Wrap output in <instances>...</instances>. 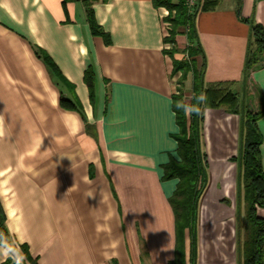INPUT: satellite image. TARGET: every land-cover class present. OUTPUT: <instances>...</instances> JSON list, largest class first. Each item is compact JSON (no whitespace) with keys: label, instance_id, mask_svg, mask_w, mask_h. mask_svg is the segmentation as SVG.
Wrapping results in <instances>:
<instances>
[{"label":"crops","instance_id":"0c3cea01","mask_svg":"<svg viewBox=\"0 0 264 264\" xmlns=\"http://www.w3.org/2000/svg\"><path fill=\"white\" fill-rule=\"evenodd\" d=\"M90 9L96 33L82 0H0V264L174 259L169 197L179 180L162 176L180 160L177 90L193 108V71H174L176 60H189L188 46L202 48L195 58L206 63V87L260 113L264 171V65L243 74L264 0H196L195 38L182 31L175 42H166L169 10L154 0H91ZM242 119L226 105L206 106L199 134L207 161L196 223H229L235 238ZM256 212L264 218V207ZM200 234L196 264H238L236 241L205 245Z\"/></svg>","mask_w":264,"mask_h":264},{"label":"trees","instance_id":"16d2710c","mask_svg":"<svg viewBox=\"0 0 264 264\" xmlns=\"http://www.w3.org/2000/svg\"><path fill=\"white\" fill-rule=\"evenodd\" d=\"M87 8L88 18L97 32V24L90 9L91 0H82ZM156 6H164L169 10L168 19L172 23L171 35L166 42H175V36L184 31L190 40L196 35L194 29V16L196 11L189 9L185 0H154ZM187 29V30H186ZM189 60H176L174 71H183L186 74L193 71L195 77V96L193 106L197 112H191L192 121L189 132L186 129V116L182 108L177 104L186 105L182 97L174 95L173 109L176 113L181 133L177 136L178 153L180 160L171 158L163 165V180L178 178V184L173 194L169 197L175 219V251L174 259L169 264H185L184 229L190 227L193 232L194 243L192 246L191 264H194L196 253V224L197 217L196 202L204 190L206 168L204 155L200 150L199 134L200 122L203 118L204 107H217L226 105L231 112L242 114L240 132V147L236 160L239 172L237 180V206L238 213V264H264V218L257 216V208L264 207V171L261 166L259 155V133L256 131L255 122L259 112L246 110L241 101L234 93H227L222 88L204 85V70L206 63L203 60L198 63L196 55H204L201 46H188ZM264 28L257 23L250 22V37L247 43L244 59L243 74L246 80L249 74L264 65ZM91 70L85 73L86 81L90 83ZM203 94L206 100L201 102L196 98ZM61 105L73 109L75 106L64 98ZM243 203L245 209L242 210ZM246 237L242 238L243 233ZM25 250V247H24ZM26 251V250H25ZM31 260V258L28 256Z\"/></svg>","mask_w":264,"mask_h":264},{"label":"rangeland","instance_id":"374dc122","mask_svg":"<svg viewBox=\"0 0 264 264\" xmlns=\"http://www.w3.org/2000/svg\"><path fill=\"white\" fill-rule=\"evenodd\" d=\"M176 95H178V96L180 95L182 97L181 90H177ZM193 108H195V107L193 106ZM200 128H201V125H200ZM204 161L205 162L207 161L206 157H204ZM237 199H238V196H237ZM237 199H236V202H237ZM243 209H245L244 203H243V206H242V210ZM211 224H213V222L201 223V222L197 221V223H196V241H197V246H198L200 240L202 241V237H200L201 236L200 233H202V236H204V238H205V239H203L204 242H205V245H207V244L209 245L211 243L212 244L216 243L217 245H219V244L227 245L228 242H229L228 238H230L229 244H231L233 246L234 242L236 241V248H238V240H239V238H238V220L236 222V225H237L236 238H235V236L228 237V232L227 231L229 230V223L226 224L225 226L224 225H218V229L213 228ZM234 225H235L234 222L230 223L231 227L234 226ZM193 232H192L190 227H186L184 229L185 264H191L192 246L194 244V243H192V242H194ZM203 232H204V234H203ZM221 236H225V238H221ZM243 237H246V233L245 232L242 235V238ZM237 258H238V252H237Z\"/></svg>","mask_w":264,"mask_h":264},{"label":"clouds","instance_id":"9594fccd","mask_svg":"<svg viewBox=\"0 0 264 264\" xmlns=\"http://www.w3.org/2000/svg\"><path fill=\"white\" fill-rule=\"evenodd\" d=\"M197 100H199V101H201V102H203V101H205L206 100V97L203 95V94H201L199 97H197L196 98ZM177 107L178 108H182V109H184V111H185V113L186 114H188V113H191V112H197V109H195V108H190V107H188V106H186V105H183V104H177ZM98 228H99V226H98Z\"/></svg>","mask_w":264,"mask_h":264},{"label":"built area","instance_id":"2783aa9c","mask_svg":"<svg viewBox=\"0 0 264 264\" xmlns=\"http://www.w3.org/2000/svg\"><path fill=\"white\" fill-rule=\"evenodd\" d=\"M186 5L189 9H191L194 5H196V0H186Z\"/></svg>","mask_w":264,"mask_h":264},{"label":"water","instance_id":"95a60500","mask_svg":"<svg viewBox=\"0 0 264 264\" xmlns=\"http://www.w3.org/2000/svg\"><path fill=\"white\" fill-rule=\"evenodd\" d=\"M197 207H198V202H196V209H197ZM195 224H196V218H195ZM195 235H196V230H195ZM194 264H196V259L194 260Z\"/></svg>","mask_w":264,"mask_h":264}]
</instances>
